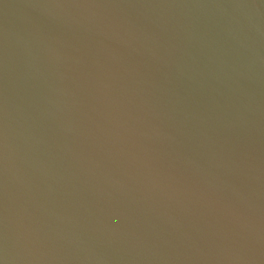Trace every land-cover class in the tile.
Masks as SVG:
<instances>
[{"label": "water", "instance_id": "1", "mask_svg": "<svg viewBox=\"0 0 264 264\" xmlns=\"http://www.w3.org/2000/svg\"><path fill=\"white\" fill-rule=\"evenodd\" d=\"M0 264H264V0H0Z\"/></svg>", "mask_w": 264, "mask_h": 264}]
</instances>
